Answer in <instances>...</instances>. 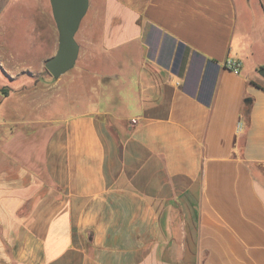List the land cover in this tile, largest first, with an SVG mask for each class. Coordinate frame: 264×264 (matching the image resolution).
I'll return each mask as SVG.
<instances>
[{
  "label": "crops",
  "instance_id": "crops-1",
  "mask_svg": "<svg viewBox=\"0 0 264 264\" xmlns=\"http://www.w3.org/2000/svg\"><path fill=\"white\" fill-rule=\"evenodd\" d=\"M39 2L0 0V20ZM87 14L98 80L70 94L97 106L50 116L41 156L0 145V264H264V0Z\"/></svg>",
  "mask_w": 264,
  "mask_h": 264
},
{
  "label": "rangeland",
  "instance_id": "rangeland-1",
  "mask_svg": "<svg viewBox=\"0 0 264 264\" xmlns=\"http://www.w3.org/2000/svg\"><path fill=\"white\" fill-rule=\"evenodd\" d=\"M26 15L25 9H10L0 20V145L23 149L22 155L26 151L29 155L39 153L41 156L47 119L96 107L84 102L76 104L77 100L70 92L75 93L77 83L94 86L98 78H85L79 73L83 64L79 55L71 69L53 78L44 67V62L55 54L58 43L49 0L38 3L33 24L20 18ZM87 18L88 14H85L76 32L78 44L86 31ZM77 96L78 100H84ZM12 125L14 132L9 134Z\"/></svg>",
  "mask_w": 264,
  "mask_h": 264
},
{
  "label": "water",
  "instance_id": "water-1",
  "mask_svg": "<svg viewBox=\"0 0 264 264\" xmlns=\"http://www.w3.org/2000/svg\"><path fill=\"white\" fill-rule=\"evenodd\" d=\"M49 3L58 43L55 54L44 62V67L53 78H58L74 66L78 57L79 44L75 35L87 12L89 0H49ZM258 73L264 77V67Z\"/></svg>",
  "mask_w": 264,
  "mask_h": 264
},
{
  "label": "built area",
  "instance_id": "built-area-1",
  "mask_svg": "<svg viewBox=\"0 0 264 264\" xmlns=\"http://www.w3.org/2000/svg\"><path fill=\"white\" fill-rule=\"evenodd\" d=\"M224 66L229 70L233 71L234 73H239L240 71V62L233 58H228L224 62ZM237 127H241V121H238Z\"/></svg>",
  "mask_w": 264,
  "mask_h": 264
},
{
  "label": "trees",
  "instance_id": "trees-1",
  "mask_svg": "<svg viewBox=\"0 0 264 264\" xmlns=\"http://www.w3.org/2000/svg\"><path fill=\"white\" fill-rule=\"evenodd\" d=\"M3 90H4V89H3ZM4 91H5V90H4ZM4 91H3V92H4Z\"/></svg>",
  "mask_w": 264,
  "mask_h": 264
}]
</instances>
